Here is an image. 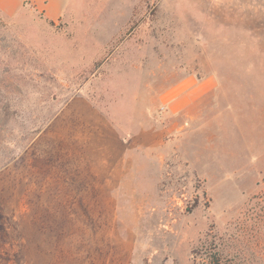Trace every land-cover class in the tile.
I'll return each instance as SVG.
<instances>
[{
  "label": "rangeland",
  "instance_id": "1",
  "mask_svg": "<svg viewBox=\"0 0 264 264\" xmlns=\"http://www.w3.org/2000/svg\"><path fill=\"white\" fill-rule=\"evenodd\" d=\"M0 204V264H264V0H0Z\"/></svg>",
  "mask_w": 264,
  "mask_h": 264
},
{
  "label": "trees",
  "instance_id": "2",
  "mask_svg": "<svg viewBox=\"0 0 264 264\" xmlns=\"http://www.w3.org/2000/svg\"><path fill=\"white\" fill-rule=\"evenodd\" d=\"M5 222V216L0 204V223H1V231H4V225L3 223ZM4 233V232H3ZM207 256L206 258L203 259V262L205 264H227V257L219 250H214L209 252L207 250ZM195 259L197 258V252H194ZM196 261V260H195Z\"/></svg>",
  "mask_w": 264,
  "mask_h": 264
}]
</instances>
